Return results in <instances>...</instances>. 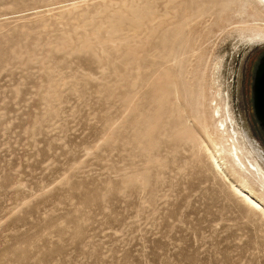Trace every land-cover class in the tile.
Masks as SVG:
<instances>
[{
	"label": "rangeland",
	"instance_id": "obj_1",
	"mask_svg": "<svg viewBox=\"0 0 264 264\" xmlns=\"http://www.w3.org/2000/svg\"><path fill=\"white\" fill-rule=\"evenodd\" d=\"M244 5L0 0V264H264L207 149L264 171Z\"/></svg>",
	"mask_w": 264,
	"mask_h": 264
},
{
	"label": "bare ground",
	"instance_id": "obj_2",
	"mask_svg": "<svg viewBox=\"0 0 264 264\" xmlns=\"http://www.w3.org/2000/svg\"><path fill=\"white\" fill-rule=\"evenodd\" d=\"M237 1L245 3L241 14L257 17L261 22V29L264 30V0ZM215 145L218 149L217 153L207 148L209 153L208 158L212 167L220 172L234 195L264 216V171L258 165L249 164L252 169L249 166L247 167L241 160L237 147H234L229 152V155L232 157L231 162L237 165V170L234 167H229L230 161L223 153L224 148H218V145Z\"/></svg>",
	"mask_w": 264,
	"mask_h": 264
},
{
	"label": "flooded vegetation",
	"instance_id": "obj_3",
	"mask_svg": "<svg viewBox=\"0 0 264 264\" xmlns=\"http://www.w3.org/2000/svg\"><path fill=\"white\" fill-rule=\"evenodd\" d=\"M264 56V51L258 55V59L255 60V65L252 67L250 73V79L248 83L249 98V115L252 121H255L260 135L264 141V128L262 127L260 120L264 118V88L259 86L258 69L261 59ZM260 87V88H259Z\"/></svg>",
	"mask_w": 264,
	"mask_h": 264
},
{
	"label": "water",
	"instance_id": "obj_4",
	"mask_svg": "<svg viewBox=\"0 0 264 264\" xmlns=\"http://www.w3.org/2000/svg\"><path fill=\"white\" fill-rule=\"evenodd\" d=\"M258 77H259V80H260L259 81V86L261 88H264V56L261 59V62L259 64ZM260 123H261L262 127L264 128V118L260 120Z\"/></svg>",
	"mask_w": 264,
	"mask_h": 264
}]
</instances>
